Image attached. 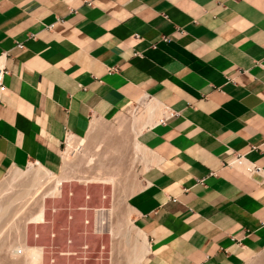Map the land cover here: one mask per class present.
<instances>
[{"label": "crops", "instance_id": "0c3cea01", "mask_svg": "<svg viewBox=\"0 0 264 264\" xmlns=\"http://www.w3.org/2000/svg\"><path fill=\"white\" fill-rule=\"evenodd\" d=\"M5 52L0 177L59 171L67 134L152 98L174 115L139 135L156 157L129 197L141 263L264 251V0H0ZM237 152L261 174L228 166Z\"/></svg>", "mask_w": 264, "mask_h": 264}, {"label": "bare ground", "instance_id": "6f19581e", "mask_svg": "<svg viewBox=\"0 0 264 264\" xmlns=\"http://www.w3.org/2000/svg\"><path fill=\"white\" fill-rule=\"evenodd\" d=\"M164 113L159 103L146 98L141 111L128 115L118 112L115 124L107 126V120L94 119L89 129L97 134L93 137L94 150L81 148L82 137L70 136L66 143L67 152L85 158L83 164L70 167L69 160L64 159L61 174L38 164L32 170L34 188L24 189L25 192L21 189L22 193L0 208V264H142L148 251L147 238L132 219L134 209L129 197L137 185L127 183V162L138 151L156 158L138 137L143 129L159 122ZM68 202L70 209H57L61 205L69 208ZM80 206L101 209H77ZM63 226L67 228L61 230ZM79 230L90 233L78 234ZM50 232L55 233L54 237ZM133 234L141 239L139 245ZM49 244H58L61 252L74 251L77 245L84 244V250L99 251L103 259L79 263L70 253L68 257L50 255ZM51 257H56L54 262Z\"/></svg>", "mask_w": 264, "mask_h": 264}, {"label": "rangeland", "instance_id": "374dc122", "mask_svg": "<svg viewBox=\"0 0 264 264\" xmlns=\"http://www.w3.org/2000/svg\"><path fill=\"white\" fill-rule=\"evenodd\" d=\"M144 101H146V99H143L139 102H135V103L129 105L127 108L123 109L120 113L123 115H128L131 111H137L139 109L141 111V109L143 108ZM114 117L109 118L104 124H106L107 126L115 124V118ZM68 135H71V134H67V136L63 139V144L61 147L62 165H61V168L59 169V171L55 172L58 174H61L62 170L64 169V159L66 161L69 160L67 162V165L70 167H73L76 165L78 166V165L83 164L85 162V158H83L81 155L66 151V149H67L66 143H67ZM95 136L97 137L96 131H90L89 130L87 132V134L82 137V138H84L83 139L84 143L82 144L81 148L83 147L84 150H87V149H89L91 151L94 150L96 148L95 147V145H96L95 140L96 139H93V137H95ZM99 149L102 150L103 148L101 147ZM140 152L141 151H138L137 153L135 152L138 156H136V154L134 153L135 158H129L130 160H128V162H127L128 164L131 163L130 165L127 164V166H128L127 176H129V179H130V180L129 179L127 180V183L128 184L135 183L138 186L137 187L135 185L136 186L135 187L133 185V187H135L136 190L142 186L141 179L145 175L146 170L154 164V162H153L154 159H152L151 155H149L147 153L143 154L144 152L143 153H140ZM93 158L95 159V156H93ZM37 166L38 165L31 163L29 166H27L25 168H12L0 177V208H2V206H4V204H9V202H11L10 200H14L16 198L17 194L22 193V191L25 192L24 189H26V191L27 190L29 191L30 190L29 188H34L32 185V184H34L32 181L33 180L32 170L34 168H36ZM129 166L131 167V169ZM144 167H147V169L145 170ZM135 188H134V190H135ZM21 189H22V191H21ZM69 195H71V193H69ZM85 196H86V198L88 197V195H85ZM9 198H11V199H9ZM67 206L69 208H67L66 205H64V206L61 205L57 209H59L60 211L70 209L69 202H68ZM83 207H85L86 210L88 209V210H92V211H98L101 209L100 207H96V206H90L89 208L87 206H80V207H78V208L76 207V208L81 209ZM85 208H84V210H85ZM73 209H75V208L72 207V210ZM68 216L70 217V215H68ZM132 219H134L133 215H132ZM85 221L87 223V220H85ZM46 223H50V221H47ZM134 224H136V223L134 222ZM65 228H67V227L63 226L60 229L62 230ZM84 232L88 234L89 231L88 230H83V231L79 230L77 233L82 234ZM53 233L54 232H50V236L54 237L55 233L54 234ZM87 234H83V235H87ZM34 235H35V237H37L38 234L35 233ZM133 236H134L133 239H135V242L136 243L138 242V245H139L142 242L141 239L139 237L135 236V234H133ZM68 241H70V243ZM67 243L71 244L70 238L69 239L67 238ZM84 246H85L84 244L77 245L76 248L74 249V251L70 250L71 252L70 251L69 252L68 251H66V252L62 251L61 252L59 250L60 248H59L58 244H51V245L49 244L47 246V252L50 255H52V254L55 256L58 255L59 257H68L71 254L70 257L74 258V260L76 262H79V263L80 262L83 263L86 260L87 261H93V262H101V260L103 259V256H102V254H101V256H100V254H98L99 251H94L93 249L84 250V248H85ZM19 252H20V250H19ZM64 253H66V254H64ZM54 258H56V257H51L50 261L54 262V260H55ZM245 264H264V251L255 255L251 259H249Z\"/></svg>", "mask_w": 264, "mask_h": 264}, {"label": "built area", "instance_id": "2783aa9c", "mask_svg": "<svg viewBox=\"0 0 264 264\" xmlns=\"http://www.w3.org/2000/svg\"><path fill=\"white\" fill-rule=\"evenodd\" d=\"M164 40H167L166 37H163ZM16 47L23 48L22 42H17ZM8 54L5 52L4 54L0 55V90L2 91L5 88L4 79L6 75L9 74V70L6 66V58ZM167 110V109H166ZM173 112H167V115L160 118L159 122L163 123L165 119L169 116H173ZM256 149V147H251V150ZM34 164L38 165L37 162ZM228 166L236 167V168H243L244 172L248 175L254 174H261L262 168L258 164L249 161L245 154L237 152L234 158L227 163Z\"/></svg>", "mask_w": 264, "mask_h": 264}]
</instances>
